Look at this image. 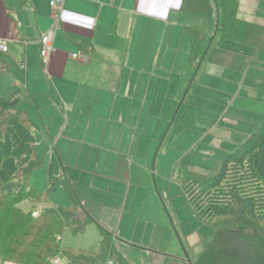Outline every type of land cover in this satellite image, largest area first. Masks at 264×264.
Returning <instances> with one entry per match:
<instances>
[{
  "label": "crops",
  "instance_id": "crops-1",
  "mask_svg": "<svg viewBox=\"0 0 264 264\" xmlns=\"http://www.w3.org/2000/svg\"><path fill=\"white\" fill-rule=\"evenodd\" d=\"M186 1L65 0L60 26L54 30L55 53L44 63L40 39L54 27L50 0H30L24 6L16 0H0V37L7 38L9 43L15 42L11 46L8 43V52L4 54L9 69L0 73V98L18 94L20 105L27 111L33 126L36 145L38 140L41 143L39 154L35 152L44 162L43 167L48 153H55L56 163L48 166L46 194L52 191L49 173L59 178L65 175L68 179L65 180L66 185L68 182L72 185L85 210L93 218L91 208L79 196L73 182L80 169L67 159L65 150L82 147L96 152V162H88L83 166L87 170H82L92 177V185L97 181L94 172L105 176L106 187L97 190L123 200V210L130 211L132 221L137 220L140 224L142 220L144 238L141 248L153 253L158 246L164 247V237H170L173 232L165 221L161 225L160 219L155 221V217L150 220L142 217L145 210L150 211L154 202L156 208L159 204L151 183H133L134 140L139 130L142 135L145 134L143 116L146 107L149 106L146 114L150 118L161 116L166 92L169 89L171 92L184 90V84L194 75L191 86L197 79V90L216 94L210 100L212 105L209 108L219 112L220 101L234 104L239 95L245 93L248 73L237 71L239 69L235 65L246 63L257 48L233 41L219 42L221 35L216 33L213 41L207 42V35L193 27L202 29V24L196 20L206 18L185 12L183 5ZM208 1L214 5V0ZM236 1L239 19L264 27V0ZM14 22L17 25L15 32L11 30ZM192 29L205 35L201 53L196 58L190 34ZM74 53L86 54L89 61L73 59ZM215 53L219 56L225 53L228 56L226 62H216L213 59ZM225 63L229 68L224 66ZM190 87L179 106L181 112L184 107L181 120L186 112L193 117L186 103ZM144 91L146 95L142 97ZM188 102L192 104L193 97ZM193 119L192 126L196 123V118ZM263 120L264 115L255 119V124L245 131L247 135L244 134L243 138L247 140ZM130 136L131 144L128 145ZM50 142L51 147L47 149ZM65 166L69 168V175ZM180 166L188 169L185 165H178L175 173ZM126 167L130 170L128 177L122 175ZM91 170L93 173L89 172ZM147 170L149 173V167ZM97 182L100 183V180ZM28 184L30 189L36 190L31 186L30 179ZM59 187L66 191L62 185L55 189ZM143 188H148L150 193L142 195ZM41 194L43 197L46 195ZM69 200L71 205L70 197ZM155 232L163 238L159 245H155ZM185 239L197 242L193 236H186ZM117 243L115 237V247L119 248ZM166 256L170 255H164V262Z\"/></svg>",
  "mask_w": 264,
  "mask_h": 264
},
{
  "label": "rangeland",
  "instance_id": "rangeland-1",
  "mask_svg": "<svg viewBox=\"0 0 264 264\" xmlns=\"http://www.w3.org/2000/svg\"><path fill=\"white\" fill-rule=\"evenodd\" d=\"M215 18L216 15L213 16V19ZM196 21L202 24V29L198 26L193 27L207 35V42L213 41L214 26H211L207 20L200 18H197ZM16 27L17 25L14 22L11 30L15 32ZM12 41H15V39H12ZM220 41L221 37L219 38ZM216 42H218V39ZM12 43H9V46ZM262 49L256 48L254 54L249 56L246 63L235 65V68L239 69L237 71L244 74L248 73L245 93L240 94L234 104L220 101L219 112L209 108L212 105L210 100L212 97L217 96L216 94L210 91L204 93L197 90V79L191 86L194 75L184 84V90L178 89L171 92L169 89L166 92L161 104L163 108L161 116L157 115L155 118H150L146 114L149 106L146 107L143 116L145 123L143 132L145 134L142 135L139 130L134 140L133 154L136 158L132 159L135 163L131 165L134 171L133 183L139 185H150L151 183L152 188L155 190L153 192L159 207L156 208L154 202L150 211L145 210L142 217L146 220L155 217V221L160 219L161 225H164L165 221L168 227L172 229L173 233L170 237H164V242L162 236L155 232V245H159L161 241L165 244L164 247L158 246L155 253L141 248L144 238L142 220L140 224L137 220L132 221L130 211L123 210V200H119L117 197L113 198L97 190L106 187L105 176L94 172L95 180H100V183L94 181L92 185V177L82 169L87 170L83 166H86L88 162L90 164L94 160L96 162V152L82 147H75L73 150H65L67 159L72 164L73 162L76 163L81 170L77 171L78 176L75 181H73L74 179L72 181L77 187L79 196L91 208L95 217L91 215L96 223L90 224L84 232L79 234L73 233L70 228L67 229L63 234L65 248H72L78 254L96 253L99 250L102 229H105L117 238L120 245L114 251L123 255L130 264H165L164 255L177 258L171 260L169 264H189L188 258L193 264H264V223L260 224V221H256L257 223L252 222L240 206L231 212L230 217L220 216L213 218L211 221H199L185 196L182 185L176 182L175 173V168L178 165H185L188 169L203 175L212 173L219 167L228 153L235 151L244 143L246 140V138H243L244 134L247 135L245 131H249L250 127H253L255 119L257 120L260 115H264V51ZM197 56V53H194V58ZM227 58L228 56L225 53L220 56L217 53L213 55V59L219 63L220 61L222 63L226 62ZM224 66L229 68L227 63ZM178 81L179 79H177V83ZM189 87L186 103L193 117L196 118V123L192 127L177 132L182 117L181 114L184 110V107L181 108V112L179 106ZM145 92H142V97H145ZM191 97H193L192 104L188 102ZM148 98L150 101L151 94ZM186 106L185 104V108ZM235 108L237 110H234ZM246 122H248L247 125H245ZM130 138L131 136L128 145L131 144ZM40 144L38 140L35 147L38 154ZM49 147H51V142L47 149ZM136 150L138 153H136ZM142 151L145 152L141 154ZM52 162L56 163L54 151L48 153L47 163L44 167L36 170L30 177L31 186L40 193H47L48 166ZM65 167L68 173L69 168ZM147 167H149V173ZM89 172L93 173L92 170ZM129 174L128 167L122 170V175L128 177ZM25 186L29 187V184L23 180L21 188L24 191ZM143 190L142 195L144 192L150 193L148 188H143ZM28 196L30 199L25 201L23 199L19 201L18 199V204L10 208L11 214L19 216L24 212L34 211L35 216H38L41 213L40 209L51 208L55 205H70L69 197L63 187L52 190L44 197L42 196L43 200H41L42 197H36L38 196L36 193ZM1 199H5L6 202L8 200L6 197L1 198L0 196V201ZM36 200L41 201L36 202ZM10 210L9 208L5 209L6 213L9 214ZM6 216L8 218V214ZM7 218L2 216V219H0V231L6 233L11 231L10 238L21 244L16 247L17 250L24 253L23 247L32 242L33 239V235L30 236L28 231L31 228L18 227L14 223L16 218L14 219L13 216L10 219ZM34 223V228L40 225L39 220H35ZM157 228L161 231L159 226ZM186 236L197 238V242H192L190 239L186 240ZM111 242L114 244L113 240ZM11 245L16 246L15 244ZM109 257L107 256V259ZM59 259L66 264L65 259ZM0 264L27 263L24 256L22 258L12 257L6 252L0 251ZM31 264H35V261Z\"/></svg>",
  "mask_w": 264,
  "mask_h": 264
},
{
  "label": "trees",
  "instance_id": "trees-1",
  "mask_svg": "<svg viewBox=\"0 0 264 264\" xmlns=\"http://www.w3.org/2000/svg\"><path fill=\"white\" fill-rule=\"evenodd\" d=\"M7 1L9 0H5ZM16 1L24 6L30 0ZM237 4L236 0H214V5L208 0H188V3H184L183 10L206 18L214 26L216 35H221V41L239 42L264 49V27L239 19ZM190 34L194 51L200 54L205 35L195 29L190 30ZM8 69V60L0 53V73ZM193 123V117L186 112L177 131L190 127ZM35 147L33 126L27 111L20 105L18 94L0 98V196L8 199L7 202L5 199L0 201V219L2 216L7 218V214V219L13 216L18 227H30L28 231L30 236L33 235L32 242L23 247V253L16 248L21 244L10 238L11 231H0V251L12 257L24 256L27 264L33 261L35 264H54L57 257L65 259L66 264H96L106 260L107 256L115 264H130L123 255L114 251L115 237L104 229L96 253L78 254L72 248L64 247L63 234L67 229L79 234L94 222L72 185L69 182L66 185L65 180L68 179L65 175L59 178L50 172L49 185L51 190L59 185L64 186L72 200L70 206L46 208L40 210L38 216H35L34 211L24 212L19 216L11 214L10 208L18 204V199L28 200V195L33 193L40 198L43 195L27 186L24 187L25 191L21 188L23 180L28 184L31 175L43 167L44 162L37 157ZM176 181L182 185L196 218L201 222L220 216L230 217L231 212L240 206L252 222L264 223V120L240 147L225 156L215 171L203 175L180 166L176 171ZM6 208H9L10 214L6 213ZM35 220H39L37 228H34ZM176 259L166 256L164 263L169 264Z\"/></svg>",
  "mask_w": 264,
  "mask_h": 264
},
{
  "label": "built area",
  "instance_id": "built-area-1",
  "mask_svg": "<svg viewBox=\"0 0 264 264\" xmlns=\"http://www.w3.org/2000/svg\"><path fill=\"white\" fill-rule=\"evenodd\" d=\"M65 0H50V7L52 10V17L54 18V27H52L47 33L43 34L41 43V58L44 63H47L52 55L55 53L54 47V30L60 26L61 16L64 10ZM8 40L7 38L0 37V53L8 52ZM72 58L75 60L89 61V56L83 53H74ZM55 264H64L61 259H56ZM96 264H115L113 259H106Z\"/></svg>",
  "mask_w": 264,
  "mask_h": 264
},
{
  "label": "water",
  "instance_id": "water-1",
  "mask_svg": "<svg viewBox=\"0 0 264 264\" xmlns=\"http://www.w3.org/2000/svg\"><path fill=\"white\" fill-rule=\"evenodd\" d=\"M189 264H193V262L190 260V258L187 259Z\"/></svg>",
  "mask_w": 264,
  "mask_h": 264
}]
</instances>
